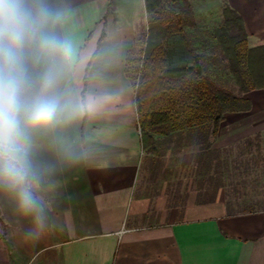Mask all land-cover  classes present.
<instances>
[{
	"label": "crops",
	"instance_id": "crops-1",
	"mask_svg": "<svg viewBox=\"0 0 264 264\" xmlns=\"http://www.w3.org/2000/svg\"><path fill=\"white\" fill-rule=\"evenodd\" d=\"M228 3L248 34L250 88L242 95L252 108L226 114L214 138L217 149L264 141V0ZM50 4L67 11L58 31L76 48L59 91L65 100L93 103L74 115L69 108L34 136V190L46 216L39 238L28 235L31 218L0 188V264H264V208L231 209L223 192L215 186L204 192L193 177L179 190L166 165L172 149L145 148L128 69L135 32L129 20L116 25L100 0ZM147 155L153 156L151 172L160 163L162 177L141 179ZM259 155L253 146L255 167L263 165Z\"/></svg>",
	"mask_w": 264,
	"mask_h": 264
},
{
	"label": "clouds",
	"instance_id": "clouds-1",
	"mask_svg": "<svg viewBox=\"0 0 264 264\" xmlns=\"http://www.w3.org/2000/svg\"><path fill=\"white\" fill-rule=\"evenodd\" d=\"M65 9L50 0H0V188L30 217L29 236L46 226L44 205L34 190L31 161L34 136L57 123L71 109L90 108L92 100H65L59 86L76 48L58 27Z\"/></svg>",
	"mask_w": 264,
	"mask_h": 264
},
{
	"label": "trees",
	"instance_id": "trees-1",
	"mask_svg": "<svg viewBox=\"0 0 264 264\" xmlns=\"http://www.w3.org/2000/svg\"><path fill=\"white\" fill-rule=\"evenodd\" d=\"M224 1L226 20L239 35L236 48H242L246 54L248 34L243 17L229 5L228 0ZM167 3L174 4L175 0H145L147 12L156 16L161 40L144 56L138 82L135 81L143 143L149 152L157 154L171 148L172 143L176 142L179 148L190 146L200 169L206 170L202 174H210L214 167L215 172L224 176L230 172V167L223 154L224 148H213L214 138L218 135L227 113L249 111L252 104L242 94L235 93L214 79L207 59L197 52L191 34L186 29V12L166 7ZM174 37L182 41L191 56L190 62L180 65L169 62L167 45ZM237 56L239 59H230L231 68L242 83V92H245L250 88L246 59L240 58L241 53H237ZM156 134L162 139L157 138ZM245 143L246 147L241 155L251 154L252 147L257 146L258 153H262L257 162L259 165L261 161L264 162L262 140L259 139L257 143L246 140ZM246 172L248 169L238 171L237 175ZM214 186L215 192H220V195L223 192L229 198V206L235 210L230 194L232 191L239 192L238 187L226 182H219ZM254 209L251 207L237 210L243 212Z\"/></svg>",
	"mask_w": 264,
	"mask_h": 264
},
{
	"label": "rangeland",
	"instance_id": "rangeland-1",
	"mask_svg": "<svg viewBox=\"0 0 264 264\" xmlns=\"http://www.w3.org/2000/svg\"><path fill=\"white\" fill-rule=\"evenodd\" d=\"M100 1L107 5L108 13H114V23L116 25L129 20V23L135 29L127 59H129L128 69L130 74L138 82L144 56L161 40L160 29L155 20L156 16L147 12L144 0ZM117 5H121V13H124L121 16L115 13ZM225 5L224 0H175L174 4L167 3L166 7H172L179 12H186V29L191 34L197 52L203 54L207 59L214 79L235 93L242 94V83L238 81L236 74L233 72L230 59H239L237 53H241L242 57L246 54L242 48H236L239 35L234 26L226 20L224 15ZM128 11L131 12V15L127 14ZM167 48L169 62L172 65L190 62L191 56L187 53L179 38L174 37ZM242 57L240 58H246ZM160 139L162 138L160 137ZM262 145L264 148V141H262ZM245 147L246 143L243 141L231 144L223 149L224 157L227 159L228 167H230V172L224 176H220L219 172H215L214 167L210 174H202L206 170L200 169L196 162V155L192 154L193 148L190 146L179 148L177 142L172 143L171 148L173 149L169 163H167V158V162L162 161L163 158L161 165L166 162L169 169L175 171L171 178L174 177L172 181L176 188L179 186L181 191L184 190L185 184L191 177L194 179L195 187H199L204 192H207L210 190L209 187L217 185L219 182H226L228 185L233 183L239 189V192L232 191L230 194V200L235 204L233 205L235 210L251 207L264 208V162L262 166L255 167L252 165L253 160L250 154L241 155ZM147 157L141 179L150 180L154 176H157L156 179L162 177L163 170L160 163L156 167L158 172L153 174L151 169L155 167L150 161L153 156L147 155ZM165 167L167 168V166ZM247 169L246 174L237 175L238 171ZM198 170L201 172H198ZM210 177L212 178L210 179Z\"/></svg>",
	"mask_w": 264,
	"mask_h": 264
}]
</instances>
